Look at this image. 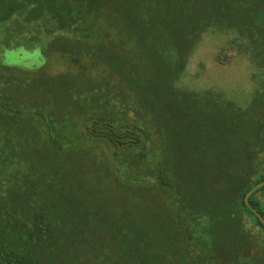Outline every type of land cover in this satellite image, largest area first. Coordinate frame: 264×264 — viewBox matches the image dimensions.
I'll return each mask as SVG.
<instances>
[{
    "label": "trees",
    "instance_id": "trees-1",
    "mask_svg": "<svg viewBox=\"0 0 264 264\" xmlns=\"http://www.w3.org/2000/svg\"><path fill=\"white\" fill-rule=\"evenodd\" d=\"M210 9L215 28L233 35L218 55L220 64L247 52L251 42L258 44L250 52L258 69L257 89L246 104L213 91H179L174 85L191 54L180 50L186 41L173 34L131 33L121 20L128 13L113 0H0V49L35 52L40 61L30 70L0 61V127L28 128L35 134H24V145L6 155L0 168L1 181L10 158L28 159L34 168V182L25 194L30 202L15 198L7 206L0 197V264H56L59 237L65 235L59 211L75 222L82 203L75 184H69L66 195L51 191V163L59 157L77 158L81 149L71 143L97 140L116 156L146 159L138 175L149 187L165 193L177 190L180 223H240L232 243L235 250L210 259L214 264H246L253 237L249 223L259 228L264 240V224L253 211L264 218L255 196L264 186L249 197L250 206L245 202L246 194L264 182V0H214ZM133 40L136 50L129 48ZM147 73L167 78L178 102L199 113L189 151L175 147L171 117L156 114L157 120H168L162 124L164 133L159 132L160 146L149 145L155 134L150 127L143 130L130 123L131 117L143 118L140 105L129 113L130 85L136 86L135 94L149 91L144 86ZM177 117L187 121L188 114L175 113ZM194 127L191 122L185 129ZM66 175L71 177L68 170ZM25 188L20 190L24 193ZM187 188L196 194H184Z\"/></svg>",
    "mask_w": 264,
    "mask_h": 264
},
{
    "label": "rangeland",
    "instance_id": "rangeland-1",
    "mask_svg": "<svg viewBox=\"0 0 264 264\" xmlns=\"http://www.w3.org/2000/svg\"><path fill=\"white\" fill-rule=\"evenodd\" d=\"M113 1L124 13H128L121 19L124 29L139 35L182 36L186 45L180 50L191 52L175 85L167 78L147 73L144 86L149 91L139 88L144 89L143 98L135 94L136 86L130 85L129 113L134 114L135 105H140L143 114L139 120L134 121L131 117L130 123L132 126L136 123L143 130L151 128L155 134L151 137L150 146L161 145L160 138L165 131L162 124L168 123V120L155 118L156 114H160L166 119L171 117L175 147L189 151L199 113L178 102L177 95H173L175 87L185 93L213 91L242 104L250 100L257 89V77L254 75L258 73L250 52L252 54L258 44L251 42L249 52L235 54L229 64H220L218 55L233 35L222 34L212 24L210 5L214 0ZM104 27L107 25L104 24ZM194 35L201 36L196 39ZM136 45L133 40L130 50H136ZM0 56L2 64L26 70L38 67L40 62L35 52L23 50L10 52L6 48L0 49ZM175 113L188 114L187 121L178 117L174 119ZM191 122L194 128L189 132L185 128ZM159 132H162L161 136ZM24 134L35 136L28 132V128L13 131L9 127L6 130L0 127V168L6 155L11 156L24 145ZM147 141L144 134L143 145H147ZM97 142L71 143L69 146L81 149L78 157H59L51 163L54 168L52 173L55 174L51 178L54 184L51 191L66 195L70 192L69 184H75L82 203L75 222L67 219L64 210L59 211L63 224L60 228H64L65 235L59 237L62 247L58 254L55 251L58 255L56 264H214L210 257L219 253L225 255L227 249L235 250L232 243L236 240L234 234L240 223H193L191 220L180 223L177 190L165 193L156 187H149L148 182L138 175L137 168H143L146 159L134 160L131 154L116 156L110 147ZM179 159L181 157L177 156L175 161ZM157 160L161 161V157ZM9 164L4 180H0V197L7 206L15 198H24L27 187L34 182V168L28 159L10 158ZM67 170L71 174L68 179ZM136 179L140 182H135ZM21 187H26L24 193ZM189 192L196 194L193 188H187L184 194ZM255 196L260 204L259 210L264 214V191ZM23 201L27 204L30 198L27 196ZM70 223L75 225L69 226ZM249 225L253 237L246 249L248 259L243 262L251 264L255 261L257 264L264 259V240L259 228L254 223Z\"/></svg>",
    "mask_w": 264,
    "mask_h": 264
},
{
    "label": "water",
    "instance_id": "water-1",
    "mask_svg": "<svg viewBox=\"0 0 264 264\" xmlns=\"http://www.w3.org/2000/svg\"><path fill=\"white\" fill-rule=\"evenodd\" d=\"M264 186V182H261L259 184H257L254 188H252L245 196V202L247 205H249L248 203V199L249 197L256 191L258 190L259 188L263 187ZM250 206V205H249ZM253 211L255 212V214L260 218L261 222L264 224V218L256 211L253 209Z\"/></svg>",
    "mask_w": 264,
    "mask_h": 264
}]
</instances>
